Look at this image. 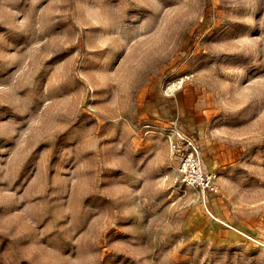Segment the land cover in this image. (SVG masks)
<instances>
[{"label": "rangeland", "instance_id": "1", "mask_svg": "<svg viewBox=\"0 0 264 264\" xmlns=\"http://www.w3.org/2000/svg\"><path fill=\"white\" fill-rule=\"evenodd\" d=\"M0 264H264V0H0Z\"/></svg>", "mask_w": 264, "mask_h": 264}, {"label": "built area", "instance_id": "2", "mask_svg": "<svg viewBox=\"0 0 264 264\" xmlns=\"http://www.w3.org/2000/svg\"><path fill=\"white\" fill-rule=\"evenodd\" d=\"M184 79L180 78L168 84V89L174 92L180 89ZM181 144L177 146L179 163L177 172L187 185L206 192L218 191V174L206 167L202 150L195 137L180 135Z\"/></svg>", "mask_w": 264, "mask_h": 264}]
</instances>
